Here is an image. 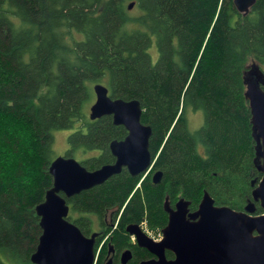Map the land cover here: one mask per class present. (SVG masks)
<instances>
[{"label": "trees", "instance_id": "16d2710c", "mask_svg": "<svg viewBox=\"0 0 264 264\" xmlns=\"http://www.w3.org/2000/svg\"><path fill=\"white\" fill-rule=\"evenodd\" d=\"M249 59L264 73V0L246 14L233 0H0V264H34L53 131L74 128L65 155L92 151L80 160L86 169L113 162L109 143L126 129L83 112L97 82L113 98L139 100L163 176L153 184L123 169L65 197L67 218L84 235L112 232L109 244L130 247L128 264H137L149 253L124 227H165V198L196 209L207 191L216 205L242 210L261 177L245 97ZM198 110L203 121L192 130ZM102 237L95 264H106Z\"/></svg>", "mask_w": 264, "mask_h": 264}, {"label": "water", "instance_id": "95a60500", "mask_svg": "<svg viewBox=\"0 0 264 264\" xmlns=\"http://www.w3.org/2000/svg\"><path fill=\"white\" fill-rule=\"evenodd\" d=\"M255 0H233L236 10L246 14ZM133 2L128 4V9ZM252 60V59H251ZM248 68V67H247ZM245 97L251 115L252 135L255 140L254 164L261 172L242 210L227 205H216L207 191L193 212H188L189 201L180 198L171 208L167 199L163 207L168 221L162 228V239L154 241L138 224L130 223L126 231L135 237L137 244L155 257L138 264H264V73L252 60L245 71ZM94 101L88 117L95 120L111 115L114 125H122L127 135L109 143L114 161L88 170L72 156H56L48 171L52 185L46 190L43 201L35 206L39 216L41 234L30 260L34 264H95L97 233L84 235L68 220L69 205L65 197L102 184L112 175L126 168L132 175L146 172L153 164L149 151L151 127L141 122L142 108L138 99L113 98L102 83L92 85ZM156 171L152 180L160 181ZM255 202L262 209L256 213ZM174 257L167 259L165 251ZM130 252L122 254V263Z\"/></svg>", "mask_w": 264, "mask_h": 264}, {"label": "flooded vegetation", "instance_id": "af4514ba", "mask_svg": "<svg viewBox=\"0 0 264 264\" xmlns=\"http://www.w3.org/2000/svg\"><path fill=\"white\" fill-rule=\"evenodd\" d=\"M125 135H124V137L127 135V131L125 130ZM124 137H122L121 139H123ZM121 139H118V140H121ZM110 151V150H109ZM112 155V154H111ZM113 156V155H112ZM114 157V156H113ZM114 161V160H113ZM123 169H126L125 167L124 168H122V170ZM121 170V171H122ZM127 170V169H126ZM156 171H160L161 172V176H160V181H161V179H162V176H163V171L162 170H160V169H157V168H154L153 167V165L146 171V172H142V173H140L141 175H142V178H144L145 176H150V178H151V181H152V183L153 184H156V183H154L153 182V180H152V177H153V174L156 172ZM129 173V172H128ZM130 174V173H129ZM140 174H138V175H140ZM131 175V174H130ZM132 176V175H131ZM135 176H137V175H135ZM159 181V182H160ZM158 182V183H159ZM140 184L138 183L137 185H136V187H138ZM256 185V184H255ZM180 198H183V197H180ZM179 198V199H180ZM165 199H167V198H165ZM165 199H164V201H165ZM184 199V198H183ZM168 200V199H167ZM178 201V199L174 202V203H171V202H169V200H168V202H169V205H170V207L171 208H174L175 207V203ZM195 209H191L190 207H189V204H188V212H193ZM166 212V211H165ZM166 214H167V221H168V213L166 212ZM117 223V222H116ZM116 223L113 225V227H115L116 226ZM128 224H130V223H128ZM128 224H126L125 225V231H126V226L128 225ZM134 224H138L139 225V227L141 228V230L145 233V234H147L151 239H153L154 241H160L161 239H162V228L158 231H154V230H150V229H148L147 228V224H146V222H145V220H143L141 223H134ZM167 224V223H166ZM96 233H97V236H96V242H97V239L99 238V237H101L102 235H103V237L101 238V240H100V243H101V245L99 246V249H100V247L103 245V244H105V243H107V249H106V252L104 253V258H105V260H106V264H112L113 263V261H115L116 259H117V261H118V263L119 264H128L129 263V261L132 259V257H133V251H132V249L130 248V247H125V248H123L121 251H119V252H117L116 251V249H115V247L114 246H112V245H110L109 244V239H111L112 238V232H107V233H105V234H103V231H95ZM92 233H94V232H92ZM92 233H90L89 235H91ZM126 233L129 235V242L130 243H132V244H136L138 247H140V248H143V249H145L148 253H149V255L146 257V258H142V259H140L139 261H138V263L140 262V261H142V260H145V259H150V258H152V257H155L152 253H150L146 248H144V247H141V246H139L138 244H137V242H136V240H135V237L133 236V235H131V234H129L127 231H126ZM89 235H87V236H89ZM125 251H129L130 252V258H129V260L128 261H126V263H122V254L125 252ZM97 255H98V251H97V253H96V258H97ZM165 256H166V258L167 259H171V258H173L174 257V254L171 252V251H169V250H166L165 251ZM96 260V259H95ZM137 263V264H138Z\"/></svg>", "mask_w": 264, "mask_h": 264}, {"label": "rangeland", "instance_id": "374dc122", "mask_svg": "<svg viewBox=\"0 0 264 264\" xmlns=\"http://www.w3.org/2000/svg\"><path fill=\"white\" fill-rule=\"evenodd\" d=\"M157 56L156 51H153V58L155 59ZM252 64V60L249 59L248 63H247V71H249L250 67ZM94 101V97L92 96L89 101H86L83 104V112L85 113L86 116H88V112H89V107L92 104V102ZM203 121V116H202V111L198 110L195 112H192L189 116V127L192 130L197 129ZM74 130V128H68V129H58L53 131V145H52V149H53V155L56 156H62L65 155L69 149V143H68V135ZM78 151L73 154V157L80 161L82 157H88L92 154H94L92 151H85L82 154H77Z\"/></svg>", "mask_w": 264, "mask_h": 264}, {"label": "bare ground", "instance_id": "6f19581e", "mask_svg": "<svg viewBox=\"0 0 264 264\" xmlns=\"http://www.w3.org/2000/svg\"><path fill=\"white\" fill-rule=\"evenodd\" d=\"M152 161H153V160H152ZM152 165H153V164H152ZM95 246H96V243H95ZM95 253H97V252H96V249H95ZM95 261H96V260H95Z\"/></svg>", "mask_w": 264, "mask_h": 264}]
</instances>
